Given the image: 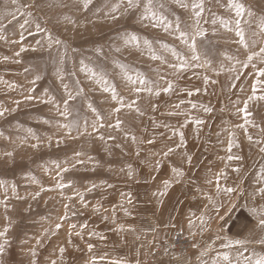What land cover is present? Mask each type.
I'll use <instances>...</instances> for the list:
<instances>
[{
  "label": "rangeland",
  "instance_id": "374dc122",
  "mask_svg": "<svg viewBox=\"0 0 264 264\" xmlns=\"http://www.w3.org/2000/svg\"><path fill=\"white\" fill-rule=\"evenodd\" d=\"M185 2L189 7L153 0L164 4L153 10L169 22L191 25L192 0ZM241 2L254 13L251 31L259 33L264 0ZM146 3L126 10L127 0H89L86 6L84 0H0V111L7 110L0 116V231L8 229L0 237V243L7 240L3 264H157L168 257L182 264H255L264 257V194L258 191L264 188V144L255 143L264 141V100L258 99L264 95V77L258 76L264 62L256 58L243 66L264 47V37L258 34L256 45L244 48L235 31L220 24L235 19L227 0H206V35L196 38L200 59L191 62L177 33L141 19ZM36 24L46 31L37 32ZM133 34L139 46L126 43ZM49 35L61 43L49 47ZM173 50L192 66L170 67L178 63ZM128 76L155 82L154 91L169 82L175 87L137 94L139 85ZM253 85L256 98L248 101L246 124L237 109L253 95ZM69 93L74 99L62 116ZM225 188L234 189L226 192L232 211L209 226L210 201ZM174 193L182 211L172 216ZM199 202L197 213L191 212ZM158 204L169 217L163 227L172 232L164 240L148 225L162 215ZM179 232L199 242L150 263L157 245Z\"/></svg>",
  "mask_w": 264,
  "mask_h": 264
},
{
  "label": "snow or ice",
  "instance_id": "6c2138e0",
  "mask_svg": "<svg viewBox=\"0 0 264 264\" xmlns=\"http://www.w3.org/2000/svg\"><path fill=\"white\" fill-rule=\"evenodd\" d=\"M11 2L13 4L17 3V0H11ZM85 2V6L87 5V3L89 2V0H84ZM174 3L179 4L180 7L182 8H187L189 7L188 3L185 2V0H173ZM220 0H216V3H219ZM206 0H192L191 2V9L193 11V23L191 25L185 24L183 27L181 26V24L179 23V21L172 23L169 22L166 18V16L160 14L159 11H154V8H158V9H163L164 8V4H159L156 5L153 3V0H147V3L143 5L144 7V13L141 16V19H151L154 23L153 26H162L165 31H174L175 33L178 34L177 38L181 40L182 43H184L185 45L188 46L189 51L191 52V57L190 60L191 62H196L200 59V57L196 54L197 53V42H196V38L197 37H203L206 35L204 29L201 27V19L203 17V14L206 11ZM25 7H30L33 5H24ZM141 7V0H127V5H126V10L127 9H133V8H140ZM227 7L230 10H233L235 13V19L233 21H226V20H221L220 24L221 26H223L226 29L229 30H234L235 31V35L239 38L238 42L240 45H242L244 48H251L254 47L257 43L256 39H253L254 37H256L258 34L261 37H264V18H257L258 19V23H257V28L259 29V33L257 31H251L252 28V24L256 23V20L253 19L254 17V13L251 11L250 8H247L245 6L244 3L241 2V0H227ZM118 8V6H117ZM17 11H19V9H17ZM13 18H15V14H12ZM30 15V13H29ZM245 17H247L248 19H245ZM116 17L113 16V19H115ZM242 22L248 27V29L250 30V35H246V31L245 28L242 27ZM28 21L25 20L24 24H27ZM212 23L215 24L216 20L213 19ZM24 24H21V28L24 27ZM36 29L37 32H41V31H46V29H43L41 27L40 24H36ZM5 39V37L3 35H0V40ZM49 40V47H51L52 43L55 44H60L61 41L59 39H56L53 41L51 35H49L48 37ZM21 41H23V35L21 34ZM129 42H134L137 46H139L140 41L138 39V37H136L134 34L130 36V40L126 41V43ZM37 43L39 44L40 42L37 41ZM144 45H148L150 46V42L148 40H144L143 41ZM21 52L25 51V49L23 47H21L20 49ZM117 51H119V49H117ZM16 55H19V52L16 53ZM173 55L176 56L178 63L177 64H173L170 65V67L176 69L177 71H183L186 70L188 67L192 66V63L186 59L183 55H181L180 53L176 52L175 50H173ZM153 58L156 59L158 57H156L155 55H153ZM260 59L262 62H264V47H260L259 51H252L248 56H247V60L243 63V66L247 67L248 64L252 63V61L254 59ZM91 71V70H90ZM93 75H95V73H93ZM258 76L260 77H264V68H261L258 70ZM36 79H39V76L36 77ZM127 79L133 84V85H139L137 87L134 88V91L139 94L142 91H147L149 93H153L155 95H160V92L163 91L164 93H169L171 91L174 90V84L172 82H169L167 87H164L162 89H160L158 86L155 87V91H154V85L155 82L150 81L145 79L142 76H138L137 79H133L131 76H128ZM208 81V77H205V82ZM106 85L105 87V91H109L111 90L113 93V99H117V95L115 92L114 88L109 89V87L107 86V81H103ZM214 83V81H213ZM257 83H259V81H257ZM255 85H253V95L248 97V100L244 101V107L243 108H238L237 111L238 112H242L244 114V120L245 123L247 124L249 122L248 118L251 116V113L248 110V101L252 100L255 97ZM65 89H67V86H65ZM196 92H199V89L195 90ZM189 95H192V92L188 93ZM25 99L27 100H32L35 99V97L33 96H27L25 97ZM74 99V97L71 95V93H69L68 95V99L64 100L63 103L65 105L64 111L60 112V115L62 116H67L68 112H67V106H68V101ZM258 99L260 100H264V95H261L258 97ZM51 102V101H48ZM135 103V101H133V104ZM181 103H183V101H181ZM91 107V106H90ZM128 107H132V105H128ZM175 108L179 109L180 104H177L174 106ZM192 108H196L197 105L195 103L191 104ZM57 109L59 110V106L57 105ZM120 109L117 108L115 109V111H119ZM205 111H211V108L205 107L204 108ZM5 111L7 110H3L0 111V116H3L5 114ZM93 111H95V109H93ZM137 111H139V109H137ZM171 114V113H170ZM195 123L197 125L202 124L203 121L196 119ZM121 121L117 120L115 127H120ZM102 126V125H101ZM96 125L93 124V128H95ZM109 127H112V125H109ZM181 141L183 142V133H179ZM101 139H103V137H101ZM135 139V137H133V140ZM249 141H252V136L248 137ZM149 143H152V141H149ZM255 143H257L258 145H262L264 144V141H260V140H256ZM33 147H36V145H33ZM172 149L169 148L168 152H171ZM229 151H231V147H229ZM260 151L264 152V146L260 147ZM168 152H165L164 155H168ZM10 155V154H9ZM77 156H79L80 154L77 153ZM239 159V157H233L232 155L228 156L229 160L232 159ZM77 163H83V161H77ZM62 171H67V169H62ZM238 171V169H237ZM59 175V173H58ZM129 175H131V171L129 172ZM58 188L63 189L64 187H66L65 184L63 183H57L56 185ZM110 186V185H109ZM166 186H167V182H166ZM92 187H96L95 185H93ZM223 191L225 192H233L234 189L233 188H225L223 189ZM258 191L262 194H264V188H260L258 189ZM37 195H39V193H37ZM131 201H129L130 203ZM61 227L60 224L56 225V229H59ZM72 227H75V225H72ZM259 227L264 228V216H262L259 219ZM8 229L5 228L3 231H0V237H4L7 233ZM80 233H77V235H79ZM39 243V241H38ZM236 243H242L241 241H236ZM261 243H264V241H261ZM6 245H7V240H5L4 243H0V264H3V255L6 251ZM93 247L92 244L88 245L89 250H91ZM64 249L61 248L60 252L63 253ZM32 255L35 256V251H32ZM224 259H228L227 256L224 257ZM32 264H36L35 260L32 261ZM51 264H56V261L53 260L51 261ZM255 264H264V257H261L259 259H257L255 261Z\"/></svg>",
  "mask_w": 264,
  "mask_h": 264
},
{
  "label": "crops",
  "instance_id": "0c3cea01",
  "mask_svg": "<svg viewBox=\"0 0 264 264\" xmlns=\"http://www.w3.org/2000/svg\"><path fill=\"white\" fill-rule=\"evenodd\" d=\"M174 194L177 195L173 196L172 198L170 197L171 199L169 198L171 203H170V207H168L169 211L172 213V216H174V214L178 215V213L182 211V208H180L178 204L179 203L178 193H174ZM157 206H158L157 208L158 212H161L162 215L160 219H157L155 221L152 220L148 225L153 228L154 234L156 236L155 238L157 240H164L166 237H168V234L172 233V232L169 233L166 227H163L165 224H167L166 222L169 221V217L164 213L165 206H163L162 204H158ZM199 209H200V202L196 203L191 209L189 208L191 212H196ZM231 211H232V204L231 201L227 199V193L225 191H220L219 195L210 201V206L205 213V219L208 220L209 226L215 227L216 225H219V223H221L227 217V214ZM157 264H182V263L176 261L175 257H168L165 259L163 258Z\"/></svg>",
  "mask_w": 264,
  "mask_h": 264
},
{
  "label": "built area",
  "instance_id": "2783aa9c",
  "mask_svg": "<svg viewBox=\"0 0 264 264\" xmlns=\"http://www.w3.org/2000/svg\"><path fill=\"white\" fill-rule=\"evenodd\" d=\"M196 241L197 243L199 242V240ZM196 241L191 236L183 232H179L171 240L163 244H158L156 251L152 253L149 262L153 263L154 260H156L157 256L161 254H170L174 252H188L195 247Z\"/></svg>",
  "mask_w": 264,
  "mask_h": 264
},
{
  "label": "bare ground",
  "instance_id": "6f19581e",
  "mask_svg": "<svg viewBox=\"0 0 264 264\" xmlns=\"http://www.w3.org/2000/svg\"><path fill=\"white\" fill-rule=\"evenodd\" d=\"M191 148H192L191 146H188V147H186V149H185V150H186V151H190V150H191ZM243 159H244V158H243ZM247 166H248V165H247Z\"/></svg>",
  "mask_w": 264,
  "mask_h": 264
}]
</instances>
